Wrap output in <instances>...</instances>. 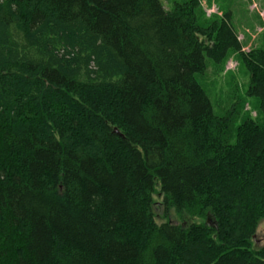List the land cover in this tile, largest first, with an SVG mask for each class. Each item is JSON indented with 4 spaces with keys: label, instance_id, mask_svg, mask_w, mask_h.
<instances>
[{
    "label": "trees",
    "instance_id": "obj_1",
    "mask_svg": "<svg viewBox=\"0 0 264 264\" xmlns=\"http://www.w3.org/2000/svg\"><path fill=\"white\" fill-rule=\"evenodd\" d=\"M197 6L0 0V264H264V126L197 80L238 52L264 117V50Z\"/></svg>",
    "mask_w": 264,
    "mask_h": 264
},
{
    "label": "rangeland",
    "instance_id": "obj_2",
    "mask_svg": "<svg viewBox=\"0 0 264 264\" xmlns=\"http://www.w3.org/2000/svg\"><path fill=\"white\" fill-rule=\"evenodd\" d=\"M160 1L167 11L173 10L177 5L196 1L198 4L197 22L203 28L219 24L229 15L243 52L264 50V0ZM206 61V70L197 76V80L209 97L215 116L220 119H229L226 130L229 143L235 142L237 130L246 120H254L257 124L264 126V117L260 112L257 99L248 96L250 73L241 55L232 50L222 62L217 63L210 59ZM156 189L154 201L157 204L155 213L158 223L166 221L173 224L203 222L200 219L190 220L186 217H179L174 211H171L168 218H165L163 208L160 206L163 196L159 193V186ZM253 247L255 250L264 248V220L258 226Z\"/></svg>",
    "mask_w": 264,
    "mask_h": 264
},
{
    "label": "water",
    "instance_id": "obj_3",
    "mask_svg": "<svg viewBox=\"0 0 264 264\" xmlns=\"http://www.w3.org/2000/svg\"><path fill=\"white\" fill-rule=\"evenodd\" d=\"M207 223H208L209 226H213V225H214V224L211 222L210 219H208Z\"/></svg>",
    "mask_w": 264,
    "mask_h": 264
}]
</instances>
